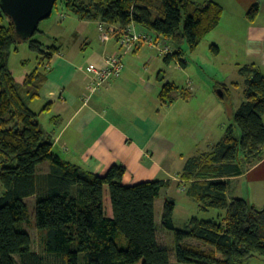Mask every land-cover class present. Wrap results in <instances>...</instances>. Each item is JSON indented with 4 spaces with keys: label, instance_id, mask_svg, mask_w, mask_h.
I'll list each match as a JSON object with an SVG mask.
<instances>
[{
    "label": "trees",
    "instance_id": "1",
    "mask_svg": "<svg viewBox=\"0 0 264 264\" xmlns=\"http://www.w3.org/2000/svg\"><path fill=\"white\" fill-rule=\"evenodd\" d=\"M58 5L62 16L118 25L111 33L117 42L131 25L161 36L158 43L175 46L173 52L163 53L164 62L175 61L181 67L185 66L181 43L194 51L223 15V7L213 0H56L54 7ZM257 13L254 4L246 16L253 19ZM3 17L8 22L0 25V264H243L252 256L264 257V205L228 197L229 177L264 156V75L257 66L239 68L245 79L243 100L222 137L208 150L188 157L178 173L186 184L185 193L201 210L221 209L224 215L218 221L191 217L180 229L173 224L175 202L167 198L163 204L161 227L174 237L172 262L170 250L158 243L155 223V199L166 181L124 185L125 167L120 163L99 175L53 150L52 137L44 132L29 103L38 97L48 61L58 47L34 35L25 40L38 62L31 71L16 76L8 60L21 41L0 10ZM210 50L219 51L214 44ZM180 89L174 82H163L159 99L170 103L190 93ZM105 187L111 214L104 203ZM29 196L36 200L38 250L21 227L31 219L25 202ZM119 235L124 238L117 243ZM186 238L211 248L185 243Z\"/></svg>",
    "mask_w": 264,
    "mask_h": 264
},
{
    "label": "crops",
    "instance_id": "2",
    "mask_svg": "<svg viewBox=\"0 0 264 264\" xmlns=\"http://www.w3.org/2000/svg\"><path fill=\"white\" fill-rule=\"evenodd\" d=\"M190 1L203 3L209 0ZM213 1L223 7V15L219 25L202 41L207 39L203 49H209L214 44L219 51L216 55L212 54L211 58L203 51L202 58L217 61L223 73L229 75L230 71L236 76L231 77L232 82L228 76V82L222 79L212 87L205 84L204 92H196L202 93L201 98L194 96L186 101L176 97L170 103H162L159 99L161 84L166 78L160 76L161 66L171 63H165L164 54L156 48L161 36L148 33L153 44L140 43L135 46L131 56L123 60L121 74L111 77L84 101L90 80L88 66H105V56L119 50L117 37L110 34L107 40L102 41L99 25L104 28L110 26L99 19L83 20L73 14H66L62 24L49 22V35L41 31L42 36L52 42L47 45L57 46L58 50L50 57L46 79L39 89L38 97L29 106L37 114L44 132L52 137L53 150L71 163L99 175H104L111 165L120 163L125 167L122 178L124 185L153 179L166 181L167 185L155 199V223L156 214L159 216L162 213L165 200L169 198L175 202L169 194L178 193L179 188L185 193L186 184L178 175L185 160L207 150L222 137L230 123L221 117L223 113H227L228 119H233L234 112L243 100L245 88V79L239 73L240 66L253 64L264 75V0ZM254 4L258 5V13L249 19L246 14ZM111 26L118 29V25ZM130 28L145 31L136 25ZM64 32L70 35L67 42L62 39ZM168 44L173 52L175 46ZM145 45L155 48L161 56L158 67L150 64L152 56L147 61L142 59ZM181 57L185 61L184 67L174 63L185 69L187 62ZM167 81L177 84L172 78ZM230 84L240 88V99L231 107L223 104L221 108L220 101L230 97ZM32 105H37L36 109ZM173 109L179 112L180 120H176V116L174 120L177 124L181 122L178 133L181 147H177L173 137ZM262 120L264 123V115ZM196 136L202 140L197 142ZM182 137L191 141V146ZM229 179V198H244L257 207L264 205V156L254 164L247 165L244 172ZM106 202L104 195L105 206ZM107 212L111 214V206ZM25 224L21 227L29 233Z\"/></svg>",
    "mask_w": 264,
    "mask_h": 264
},
{
    "label": "rangeland",
    "instance_id": "3",
    "mask_svg": "<svg viewBox=\"0 0 264 264\" xmlns=\"http://www.w3.org/2000/svg\"><path fill=\"white\" fill-rule=\"evenodd\" d=\"M61 12H62V10H60L59 5L56 7H53L50 16L48 18L42 20L39 23V25H38L39 30L40 31L44 30L45 34L49 35L50 34L49 22L52 21L53 24H62L65 16H60ZM7 22H8V20L6 19V17H3V19H0V25H5V24H7ZM100 27H101V25H99V37L103 41V38H102V35L100 32L101 31ZM110 28H112V26H110ZM182 28H183V24H182ZM129 29L132 32H136V33H139L141 35H143V33H144L143 30L142 31H136L132 28H129ZM145 32L151 33L150 31H148L146 29H145ZM33 35H34L33 38H38L40 40L42 39V41L46 44L52 43L49 40V38L43 37L41 32L37 31ZM62 39L67 42L70 39V35L67 32H64ZM152 40L153 39L151 37L150 41L145 40V41H141L139 43L135 42L133 45L137 46L140 43L153 44ZM206 40L207 39H205L204 41H201V43L198 45V47L194 51H191L189 49L186 42L181 43L180 46L182 49V56H183V58H185V60L187 62V66L185 69L178 67L174 63V61L171 62L169 64V66L168 65H162L161 66L162 70H161L160 76L166 77L164 82H167V79L172 78L175 80L177 85H179L181 87L179 92H190L185 97H181L182 101L189 100L190 98H192L194 96H195V98L197 96H199L201 98L202 93L197 94L196 92H204L205 84H206V86L208 84L209 86L212 87L216 82L222 81V79H223V81L228 82L229 81L228 76L232 82L231 77L236 76V73H231L230 71H229V75L226 72L223 73L221 70V65H219L217 63V61L216 62H214L213 60L207 61L206 59L202 58L203 51L210 58L212 57V54L214 55V53H212L210 48L209 49L208 48L203 49L204 44H206L205 43ZM16 46H17V51L11 52V54L9 56V60H8V65H9V67H11V69L13 70V72L16 76H20L22 73L31 71L37 65L38 60L36 57V53L29 49L26 41H21V42L17 43ZM135 46L130 50V52L123 55V60H125L127 58V56H131V54H132L131 52L133 51ZM117 52H113L112 54H117ZM142 52H143L142 54L144 55L142 57V59L147 61V59L150 58V56H152L153 59H152L150 64L153 65V67H155V66L158 67L157 66L158 62L162 61V58H160L161 56L158 54L157 51H155V48H151L148 45H145L143 47ZM179 68H181L182 70H185V72H183ZM157 71H155V74H157ZM229 87H230V90H229L230 97H229V99H225L224 101H220L221 108H222L223 104L225 106L227 105V106L231 107L232 105H234L238 102V99H240V95H241L239 93V92H241L240 88L235 87L231 84ZM32 107L34 109H36L37 105H34V106L32 105ZM179 107L180 106H177L176 108H179ZM174 110H176V109H173V111H172V115H173L172 126L174 128L173 137H174L175 141L177 142V147L178 146L181 147L182 146L181 145V138L178 135V133L180 131V129H179L180 125L179 124L181 122H179L178 124L175 122L174 117L176 116V120H178V119L180 120V117L178 116V114H179L178 110L177 111H174ZM221 117H224V119H225V121H227V123L232 121V118H229V119L227 118L228 117L227 113H223V115ZM183 123L184 122H182V124ZM163 129H164V124H162V130ZM221 134H222V132H221ZM196 139H197V142H200L202 140V138L198 139V136H196ZM182 140L188 141L190 143V146H191V143H192L191 141L187 140L185 137H182ZM194 147L195 146L193 145L192 150H194ZM43 170H45V166L40 168V171H43ZM171 188H175V187H171ZM0 191H1V186H0ZM164 192L165 191H163L162 195H164ZM104 195L106 196V199H107L106 210H108V207H110L111 205H110L109 193H108L107 187H105ZM169 195L175 199V208L173 211V224L176 228L184 229V227L186 226V224L188 223V221L191 217H197L199 219L218 221L221 219L222 215H224V210H221V209L209 208L208 210H201L194 200H192L190 197H188V195L186 193H183L182 188H179L178 193L174 194V192H173V195H171V194H169ZM25 202L28 205L29 215L31 218L30 221L25 224V226L29 230V234L31 236L32 243H33V247L38 250V249H40L39 248V235H38V230L34 225V210H35V202H36L35 197L34 196L26 197ZM157 213H159V210L157 211ZM156 226H157V230H158L159 244L162 246L165 245L170 250L171 260L173 262H175L173 232L171 230H166V229L161 227V214H159V216H158V214H156ZM119 236H121V237L116 238L117 243H119L120 240L123 241V238H124L122 235H119ZM184 242L199 245L204 249L211 248V246L203 244L194 238H186L184 240ZM82 260H83V257L80 256V261L82 262ZM18 264H21V263H18ZM243 264H264V257L260 256V255H255V256H252L247 262H245Z\"/></svg>",
    "mask_w": 264,
    "mask_h": 264
},
{
    "label": "built area",
    "instance_id": "4",
    "mask_svg": "<svg viewBox=\"0 0 264 264\" xmlns=\"http://www.w3.org/2000/svg\"><path fill=\"white\" fill-rule=\"evenodd\" d=\"M62 16V14H60ZM101 35L103 40L109 38L110 34L114 31L112 28H104L100 27ZM145 40H151L150 36L143 33V35L132 32L129 28H125L119 37V51L117 54H109L105 56V66L103 67H95L93 65H89L87 70L90 73V80L88 84V92L84 95V101H87L91 95L96 92L100 87L103 86L111 77H117L121 74L123 69V55L130 52V50L135 46L133 45L135 42H141ZM153 41V40H152ZM156 48L160 53H166L170 51L167 45H163L161 43H156Z\"/></svg>",
    "mask_w": 264,
    "mask_h": 264
},
{
    "label": "water",
    "instance_id": "5",
    "mask_svg": "<svg viewBox=\"0 0 264 264\" xmlns=\"http://www.w3.org/2000/svg\"><path fill=\"white\" fill-rule=\"evenodd\" d=\"M56 0H0V10L11 21L20 41L33 36L39 23L48 18Z\"/></svg>",
    "mask_w": 264,
    "mask_h": 264
}]
</instances>
